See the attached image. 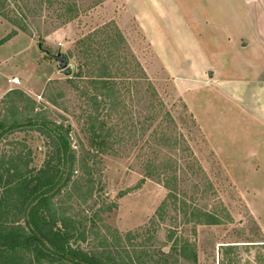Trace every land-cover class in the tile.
<instances>
[{
	"label": "rangeland",
	"instance_id": "374dc122",
	"mask_svg": "<svg viewBox=\"0 0 264 264\" xmlns=\"http://www.w3.org/2000/svg\"><path fill=\"white\" fill-rule=\"evenodd\" d=\"M70 2L77 15L69 20L62 4ZM200 5L187 0L185 8L190 15ZM22 9L26 30L0 42V161L29 152L33 175L44 179L45 170L47 180H58L66 171L63 156L89 147L86 79L108 67L122 97L120 109L104 117L115 133L94 167L100 197L83 203L76 190L54 199L75 213L117 200L103 214L96 249L70 239L72 249L90 259L96 252L101 263L121 257L126 264H219V246L230 244L239 264H264V77L254 87L251 43L237 59L228 53L222 61L177 62L163 59L123 0H53ZM14 27L0 16V41ZM44 51L64 56L74 77L60 74ZM34 113L42 117L36 124L7 129V121ZM156 166L158 180L148 175ZM166 184L186 204L230 219L201 223L171 204L158 221ZM43 251L58 253L48 244Z\"/></svg>",
	"mask_w": 264,
	"mask_h": 264
},
{
	"label": "trees",
	"instance_id": "16d2710c",
	"mask_svg": "<svg viewBox=\"0 0 264 264\" xmlns=\"http://www.w3.org/2000/svg\"><path fill=\"white\" fill-rule=\"evenodd\" d=\"M52 1L0 0V16L15 26L0 42L15 36L18 30H26V25L22 22V8H27L31 4L35 8L42 5L51 6ZM62 7L70 14L69 20L76 17L77 8L74 2L62 4ZM19 16L22 18L18 19ZM86 80L89 90L85 89L82 95L92 108L88 114L86 130L89 147L86 149L81 146V156L77 157L72 153L63 156L67 164L66 171L58 180L54 181V177L47 180L45 170L42 171L45 172L44 179L41 175H33L29 167L31 161L29 152L11 154L0 161V264H112L110 259H107L106 263H101L96 252H93L91 259L88 256H80V253L73 250L68 243L70 239L87 241V244L91 245L90 248L95 250V234L100 227L106 226L103 224V214H109L116 208L117 200L103 203L96 209L92 206L87 207L78 213L73 212L72 206H67L63 200L54 201L61 196L68 199L76 190L80 192L79 196L83 203L95 196L100 197L101 188L94 176V167L107 151L109 142L114 141L109 137L115 133L113 126L108 127L104 117L120 109L122 97L108 67L98 72L95 78ZM41 118L37 113L28 118L21 115L17 120L7 121L5 124L7 129L11 130L20 128V125H31L30 121L36 124ZM3 126L0 124V127ZM76 170L80 173V178L85 180L83 187L76 185L79 180L73 178ZM161 174L162 169L156 166L150 168L148 175L158 180ZM166 188L167 196L155 212L158 221L164 220V215L171 204L178 207L184 218L196 217L201 223L218 225L230 219L227 213L221 215L217 211L202 209L192 203L186 204L177 198L174 186L172 188L166 184ZM123 194L124 192H120L118 197H122ZM47 244L53 252L58 253L54 256L46 254L47 252L43 250ZM64 252H67L70 258L64 257ZM235 252L236 245H220L218 263L239 264V260L231 257ZM71 257L78 260L72 261ZM118 262L126 264L121 257Z\"/></svg>",
	"mask_w": 264,
	"mask_h": 264
},
{
	"label": "crops",
	"instance_id": "0c3cea01",
	"mask_svg": "<svg viewBox=\"0 0 264 264\" xmlns=\"http://www.w3.org/2000/svg\"><path fill=\"white\" fill-rule=\"evenodd\" d=\"M123 2L163 59L222 61L228 53V59H237L242 45L251 43L252 84H264L259 78L264 77V0H200L190 15L187 0Z\"/></svg>",
	"mask_w": 264,
	"mask_h": 264
},
{
	"label": "water",
	"instance_id": "95a60500",
	"mask_svg": "<svg viewBox=\"0 0 264 264\" xmlns=\"http://www.w3.org/2000/svg\"><path fill=\"white\" fill-rule=\"evenodd\" d=\"M40 48V45H38ZM46 54L50 55L51 58L56 61L58 72L64 76L74 77L75 75V66L69 64L64 56H61L59 52L56 54H50L48 51H44Z\"/></svg>",
	"mask_w": 264,
	"mask_h": 264
},
{
	"label": "built area",
	"instance_id": "2783aa9c",
	"mask_svg": "<svg viewBox=\"0 0 264 264\" xmlns=\"http://www.w3.org/2000/svg\"><path fill=\"white\" fill-rule=\"evenodd\" d=\"M17 82H18L17 78L12 79V83H17Z\"/></svg>",
	"mask_w": 264,
	"mask_h": 264
}]
</instances>
